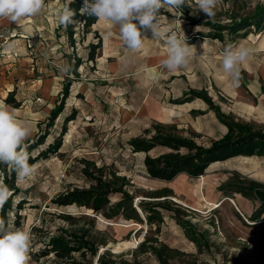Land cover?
I'll return each instance as SVG.
<instances>
[{
    "label": "rangeland",
    "instance_id": "rangeland-1",
    "mask_svg": "<svg viewBox=\"0 0 264 264\" xmlns=\"http://www.w3.org/2000/svg\"><path fill=\"white\" fill-rule=\"evenodd\" d=\"M67 1L45 0L42 12L27 18L43 40H49L58 29L66 35L67 28L58 23V13ZM262 4L264 0H221L215 16L208 18L198 9L196 0H187L183 7L198 21L196 24L184 19L180 9L162 7V26L185 35V42L191 43L198 54L187 69L176 72H168L161 63L167 56L165 38L152 39L150 31L142 32L147 38L144 47L133 53L120 39L118 27L101 22L102 34L111 31L112 36L107 40L106 56L98 65L97 83L93 86L89 79L86 98L68 105L46 130L44 143L31 155L60 135L64 117L75 110V117L65 125L59 149L33 162L35 174L19 186L16 174L14 183L7 184L0 171V181L12 192L17 190L12 204L23 199L19 223L13 222L14 210L7 211L5 220L11 219L15 227L30 232L28 264H53L52 255L36 260L33 252L49 235L83 229L97 246L92 264H264V213L252 220L258 201L237 192L250 180L264 184V156L230 157L211 163L196 177L180 172L167 181L150 177L143 160L146 154L157 156L170 148L156 146L145 152L134 151L129 145L131 139H148L158 130L208 146L227 132L226 122L264 128V30L251 26L245 36L224 32L223 40H210L204 36L210 27L203 24L207 20L238 19ZM73 24L81 37V26ZM241 43L252 47L254 55L242 65L239 84L234 86L220 64L224 48ZM86 69L90 77L93 68L87 63ZM9 76L15 81L20 77L16 73ZM7 77L0 70V102L10 86H2ZM189 83L193 87L185 92ZM27 90L20 93L29 100L41 95L37 87ZM192 90L209 102L191 95ZM186 97L195 106L187 111L181 105ZM148 101L157 104L150 106ZM22 109L17 116L31 125L28 138L44 132V126L37 129L31 121L46 120L47 101ZM179 152L187 150L180 148ZM98 168L103 178L116 176L115 185L128 193L122 205H116L124 198L120 191L110 193L107 206L97 212L76 203L53 202L57 195L73 188H88L92 181L85 169L98 174ZM162 194L168 195L157 197Z\"/></svg>",
    "mask_w": 264,
    "mask_h": 264
},
{
    "label": "trees",
    "instance_id": "trees-1",
    "mask_svg": "<svg viewBox=\"0 0 264 264\" xmlns=\"http://www.w3.org/2000/svg\"><path fill=\"white\" fill-rule=\"evenodd\" d=\"M66 6H69L75 12L74 20L81 26L82 31L85 33L89 31L93 23L98 19L95 16L87 14L81 15L80 9L83 7V0H69L66 2ZM183 12V18L188 20L191 24L198 23L193 19L187 10L182 7L179 8ZM210 27V30L204 35L210 38H217L223 40V33L231 35L245 36L249 33L251 26H254L257 30H264V4H262L256 11L251 14L242 16L238 19L230 18L229 21H211L207 20L203 23ZM67 28V37L69 41L73 42L74 36V24H71ZM81 31V32H82ZM96 42H90L88 44L87 60H94L96 50L101 46L102 40L100 36L95 32ZM196 37V36H195ZM80 59H76L72 64L73 68L79 66ZM71 80H68L64 85L61 96L58 103L51 110L44 123V132H40L36 137H31L25 140L24 150L29 154V163L32 164L40 157H46L49 153L56 152L62 143V135L65 133V125L69 120L75 117V110H72L63 119L60 135L55 137L53 141L48 143L44 148L37 150L35 156L31 155V151L34 148H38L39 145L44 143L48 132L46 131L53 124L58 114L63 110L64 100L68 96V88ZM191 95L199 96L209 102V99L199 92L191 91ZM188 97L182 101H187ZM6 103H10L14 107L19 106L13 96V92H9L5 98ZM227 132L219 139L213 141L208 146L197 144L192 139L174 135L171 133H163L157 131L153 136L148 139L135 137L129 141L131 149L134 151L148 152L156 146H164L170 148L171 151L164 152L157 156H150L146 154L143 162L145 169L150 177L163 180H171L178 173L185 172L190 177H196L203 174L206 168L213 162L223 161L234 156H264V128H254L248 123H240L235 121L226 122ZM185 148L186 153H180L179 149ZM98 174H93L85 169V173L90 177L92 183L88 188H73L66 193L57 195L53 202L57 205H64L70 203H76L78 205L85 206L89 211L91 209L94 212L100 211L109 203V194L112 192L120 191L124 194V198L116 205L123 204V200L128 198V193L123 192L122 186H117L114 183L116 176L113 179L103 178L101 169H97ZM0 171L3 172L4 180L8 184L14 183L15 172L7 170V165L0 164ZM170 191V190H168ZM17 192L13 190V195ZM244 197L257 200L259 205L254 210L252 220H257L261 213H264V184L250 180L246 186L240 187L237 191ZM0 209V218L6 219V213L9 210H14V224H18L20 220L19 209L22 207L23 199L12 204V197ZM168 194L157 195L164 196ZM179 223H182V221ZM183 224H187L184 223ZM188 231V230H187ZM188 237L195 240V236ZM97 253V246L94 241L86 236V230L83 229L80 232L61 230L59 235H49L47 240H43V244L38 250L33 252V257L39 260L42 257L52 255L53 264H92V259ZM101 262V261H100Z\"/></svg>",
    "mask_w": 264,
    "mask_h": 264
},
{
    "label": "clouds",
    "instance_id": "clouds-1",
    "mask_svg": "<svg viewBox=\"0 0 264 264\" xmlns=\"http://www.w3.org/2000/svg\"><path fill=\"white\" fill-rule=\"evenodd\" d=\"M72 0H69L71 3ZM187 0H83L81 15L95 16L111 26L118 27L119 37L125 47L135 53L144 47L147 39L142 32L150 31L152 39L165 38L167 56L161 61L168 72L187 69L195 55L194 46L186 43L185 35H178L168 26H162L159 16L162 7L182 8ZM221 0H196V5L208 18L215 16V9ZM45 6V0H0V20L20 24L23 20L38 16ZM74 10L65 6L58 13V23L67 27L76 21ZM112 32L105 34L108 40ZM11 47V45H9ZM254 49L243 43L227 45L223 50L220 67L238 85L241 68L252 56ZM61 74H68L71 66H58ZM31 125L16 115V109L0 102V164H5L16 174L19 186L35 174L36 167L29 163V154L24 142L31 135ZM13 195L10 188L0 181V209ZM32 236L26 229L15 227L12 220L0 218V264H28Z\"/></svg>",
    "mask_w": 264,
    "mask_h": 264
},
{
    "label": "crops",
    "instance_id": "crops-1",
    "mask_svg": "<svg viewBox=\"0 0 264 264\" xmlns=\"http://www.w3.org/2000/svg\"><path fill=\"white\" fill-rule=\"evenodd\" d=\"M0 22L13 32V35L5 44L4 51L6 54L0 58V70L3 69L8 74L7 80L2 86L10 85L5 91H8V93L13 92L15 100L19 102V106L14 107L10 103L5 102V96L8 93H5L3 103L16 109V115L20 114L17 112L18 110L24 111L22 109L23 106L33 107L40 101L45 100L48 106V110L45 112L47 118L51 110L58 103V97L61 96L62 89L68 80H71V83L68 88V96L65 99L66 103H64L63 110L58 114L57 118L73 101H81L82 98H86L88 81L90 79L93 86L97 83L99 79L98 65L100 59L106 56L104 51L108 50V41L100 29L102 21L97 19L89 31L85 33V37L82 32V36L80 37L77 35V31H75L72 43L67 37V30L65 36L62 34L61 29H58L54 36L49 37V40H43L41 33L34 29L35 25L31 20L25 19L20 24H12L7 20H0ZM75 28L76 26H74ZM92 32L93 35L96 32L100 36L102 44L97 49L98 54H95L94 60H87L88 44L97 41L96 37H92ZM207 38L211 40L210 37ZM66 39H68V42ZM189 45L192 44L190 43ZM76 59H80V63L75 69L72 67V64ZM65 63L71 66V71L66 75L61 74L58 69V65ZM87 63L93 68L90 71V77L87 75ZM10 73H16L17 77L20 76L19 79L17 81L13 80L9 76ZM36 87L38 92H41V95L38 94L35 100H29L20 93L24 89L30 90L36 89ZM191 87L193 85L189 83V86L184 91L186 92ZM42 90H46L45 94L42 93ZM90 100H93V96L90 97ZM148 103L150 104V101ZM191 103H193V100L185 101L181 105L185 106L187 111L195 107ZM156 104L152 102L150 106H155ZM164 113L162 111V114ZM31 122L35 124L37 129L42 128L45 123L41 118H37V120Z\"/></svg>",
    "mask_w": 264,
    "mask_h": 264
},
{
    "label": "built area",
    "instance_id": "built-area-1",
    "mask_svg": "<svg viewBox=\"0 0 264 264\" xmlns=\"http://www.w3.org/2000/svg\"><path fill=\"white\" fill-rule=\"evenodd\" d=\"M12 35L13 32L0 22V58L6 54L5 44Z\"/></svg>",
    "mask_w": 264,
    "mask_h": 264
}]
</instances>
